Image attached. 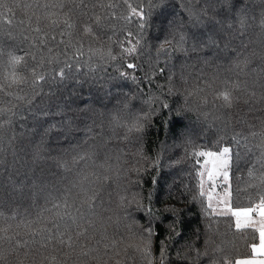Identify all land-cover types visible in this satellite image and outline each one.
Segmentation results:
<instances>
[{"label": "trees", "instance_id": "16d2710c", "mask_svg": "<svg viewBox=\"0 0 264 264\" xmlns=\"http://www.w3.org/2000/svg\"><path fill=\"white\" fill-rule=\"evenodd\" d=\"M25 2L27 0H3V5L13 10L14 16L8 14L10 18H13V24L7 25L6 21L0 23V42L17 50L19 54L27 50V41L21 42L23 36L19 35L21 32L24 36L28 35L26 31L28 22L23 8ZM113 2L120 4V7L114 10L116 16L125 15L123 0H113ZM131 2L134 5L142 3L145 6V12H151L147 17L148 24L145 28V39L140 54L138 56L133 54L127 61V63L139 65L133 70V74L138 77L137 80L119 77L117 68L112 62L103 65L99 70H90L83 66L89 59L87 48L89 46L99 48L100 41H106L107 36L112 35L106 27L97 32L99 39H85L82 67L78 68L74 62L70 61L71 67L65 69L70 73L69 77L63 80H50L44 88L45 93L38 95L30 106H25L21 110L15 125L16 131L22 133L15 142L16 158L14 159L11 154V148L6 156L0 154V160H6L0 163V199L11 198L13 206H18V211L23 213L25 221L33 220L41 207L48 208L52 203L51 201L46 202L42 193L34 195L33 186L43 187L56 193L63 192L65 188L78 181L77 173L83 167V165H70L66 171L62 167L58 168L56 162H50L47 166H43L42 172L38 173L36 169L30 171V165L25 163L31 154L29 145L40 138V133L49 125L55 124L46 138V146L51 153H59L70 145L83 142L85 135L94 136L101 131L100 128H95L91 133L84 132V128L89 123L86 117L87 108L90 105L107 107L126 90L135 91L147 97L149 92L158 87L166 89L169 75L176 72L179 63L185 59L182 54L173 53L167 65L163 58L160 59L159 66L155 68V76L150 70L151 61L156 58L159 41L164 39L172 24L187 20L186 14L180 7L182 0H164L163 4L160 0H131ZM192 2L195 3L198 0H192ZM260 3L261 0H232L231 10L221 13L225 18H233L235 12L243 6V10L249 17L244 32H238L231 43L227 58L212 59L205 64L202 59H198V55L211 57V50L205 49L199 54H188L187 59L190 62L195 63L197 59L199 61L191 77L199 91L188 95L176 93L175 90L171 93L165 91L162 100H166L171 108L164 109L159 103L153 104V109H159V111L153 112L150 124L138 134L137 139L113 137L107 140L103 149L97 150V164L107 155V163L114 165L118 170L113 171L112 179L107 182L106 192L113 194V202L108 204L106 196V207L113 209L116 207L115 192L118 185L139 179L145 195L149 188H156L154 197L156 208H160L161 201H163L182 210L183 223L179 226L181 235L178 239L169 242V258L174 264H209L212 259H215L218 264H225V258L235 264L236 259L251 256V245L259 242L258 230L250 226L236 229L234 219L218 217L215 214H201L200 203L192 200L195 194V180L188 175L191 163L198 157L181 159L179 163L174 162L183 157L184 149L179 145L188 138L198 146L208 147L219 136L231 141L234 134H240L248 136L250 144L255 145L259 138H253L250 134L253 131L264 134V115L261 114L264 111V73L261 72L264 69V28L260 24L264 11L260 9ZM149 4L154 7L149 9ZM101 14L107 15V10H103ZM139 19L135 15L131 16L129 27L134 34ZM22 20L23 25L20 24ZM73 21L77 22L75 16ZM108 23L119 26L124 22L110 17ZM186 27L189 32L197 36L202 34L206 38L213 34L218 25L209 19L196 24H188ZM9 32L13 33L11 37L7 35ZM58 33L59 29H57L56 40L60 41L62 38ZM117 36L123 39V34L117 33ZM77 38L78 33L74 30L72 39L75 41ZM63 39L67 40V37ZM48 47L53 48L54 54L57 52L60 54L61 62L64 60L63 53L66 50L64 44H57L55 47L49 44ZM119 51V47L113 43V54ZM235 52L247 54L249 60L247 66L243 64L239 67L234 66L232 61L235 59ZM97 61L98 58H93V62ZM28 63L29 66L32 65L30 58ZM170 64L176 65L172 72L169 71ZM47 67L50 70L54 65L49 64ZM119 70L127 71V64H122ZM7 71L6 66L0 68V77L5 76ZM56 71L58 73L59 69L57 68ZM146 73L148 78H145ZM214 77L216 79H213ZM173 79L176 77L173 76ZM218 81L219 84H217ZM224 81L231 82L228 85L229 88L232 84L236 85L232 89L235 103L229 108L214 101V91L225 87ZM205 97L207 103L204 102ZM0 98H2L0 102L3 103L10 100V97L3 92H0ZM177 109L180 110L179 113ZM69 115L74 117V123L70 129L65 127V120ZM3 135L4 133L0 131V137ZM231 147L234 153L238 152L241 156V159L233 165L231 202L239 208L253 207L264 199V162L258 159L259 150L256 147L244 150L243 140L240 141L239 147L234 142ZM141 148L148 160L141 159L138 152ZM73 154L69 152L63 158L70 161ZM157 154H160L161 164L159 168L153 170L150 165ZM139 168H145L147 171L138 175L136 169ZM250 168L253 169L252 175H249ZM89 170L102 171L100 169ZM153 178L158 181L155 186ZM169 193L171 196L168 195ZM169 219H171L170 216ZM8 223H11L8 234H18L20 239L30 240L32 228L37 227L36 224L26 227L19 219L12 222L0 221V227H5ZM186 241L193 243L194 248H189ZM217 247L221 251L216 252ZM197 249L201 253H207V255H202L199 261L195 260ZM178 252L181 253L182 258L177 257ZM154 253L157 256L159 254V238L154 244ZM51 255H55L57 260L62 259L58 252L48 249L42 253V256L37 255V264H40L43 257ZM9 259L14 260L13 257ZM105 259L108 260V264H115L116 260H122L123 264H140V257L133 250H128L127 253L121 250L118 255ZM25 264H31V256L26 259Z\"/></svg>", "mask_w": 264, "mask_h": 264}, {"label": "snow or ice", "instance_id": "6c2138e0", "mask_svg": "<svg viewBox=\"0 0 264 264\" xmlns=\"http://www.w3.org/2000/svg\"><path fill=\"white\" fill-rule=\"evenodd\" d=\"M160 2L163 4L164 0ZM123 5L126 10L125 15L117 17L114 10L120 7V4L113 0H107V2L104 0H95V2L94 0H27L23 3V8L28 22L26 29L28 35L24 36L23 32L19 34L23 36L21 42L27 41V50L19 54L17 50L0 42V68L6 66L8 69L5 77L20 84L27 79L22 75V71L31 68L33 94L36 89L42 91L50 80H63L69 77L70 73L65 69L71 67L70 61L74 62L76 67H82L85 39H99L97 32L107 27L112 32V35L107 36L108 44H101L99 48L89 46L87 48L89 59L83 66L90 70H99L103 65L112 62L117 68L119 77L137 80L138 77L133 74V70L139 65L127 63V61L133 54L137 56L140 54L145 39V28L148 24L147 17L151 12L146 13L142 3L134 5L131 0H123ZM153 7L152 4L148 5L149 9ZM180 7L186 14L187 20L172 24L164 39L159 41L156 58L151 61L150 65L153 76L156 74L155 68L159 66L160 59L163 58L167 65L173 53H180L187 59L189 53L199 54L209 49L212 51L211 57L198 55V59H202L205 64L212 59L219 60L221 56H228L230 45L236 34L244 32L249 20L243 8L237 10L233 18H225L221 15L225 10H231L232 0H198L195 3L192 0H182ZM103 10H107V15L101 14ZM8 14H13V10L5 7L3 0H0V23L6 21L7 25L13 24V18H10ZM133 15L140 18L135 34L129 27ZM74 16L77 22L73 21ZM110 17L123 20L124 23L119 26L109 24ZM209 19L218 25L212 35L204 38L202 34L197 36L187 30L186 25ZM20 24L23 25L24 21H20ZM260 24L264 28V15L261 17ZM57 29L62 38L60 41L56 40ZM74 30L78 33L75 41L72 39ZM117 33L123 34V39L117 36ZM7 35L11 37L13 33L9 32ZM64 37H67V40L63 39ZM113 43L120 49L116 54H113ZM49 44L54 47L57 44L65 45L66 50L63 53L62 62L59 59L60 54L58 52L54 54L53 48L48 47ZM29 58L32 61L31 66L28 63ZM93 58H98V61L93 62ZM232 62L235 67H239L241 64L247 66L249 60L247 54L235 52V59ZM124 63L127 64L128 70L121 72L119 68ZM49 64L54 65L50 70L47 67ZM145 78H148L147 73ZM171 80L170 75L169 81ZM223 83L225 87L214 91V101L229 108L235 103L232 89L236 85L232 84L229 88L228 85L231 82L224 81ZM172 91L170 83L169 93ZM0 92L3 90L0 89ZM5 95L10 97V100L19 101L20 105L0 103V131L4 133L0 137V154L6 156L11 148V154L15 159L17 155L15 142L22 135L16 131L15 125L21 114L20 106L30 98L24 97L22 89L19 88ZM155 99L158 98L149 97L146 102L154 104ZM32 102L27 103V106H30ZM204 102L207 103L206 97ZM159 104L161 108H171L166 100L161 99ZM154 111H159V109H153ZM177 112L179 113L180 110L177 109ZM143 119L144 117L136 115L131 123H125L124 126L129 132L142 133ZM73 123L74 117L67 116L65 127L70 129ZM54 127L55 124L49 125L40 133V138L29 145L33 159L43 155L46 138ZM91 132L92 126H89L87 133ZM250 135L253 138H259L255 145L250 144L248 136L240 134H234L231 141L219 136L208 147L198 146L190 138L185 139L179 145L183 147L184 155L174 163H179L181 159L198 157L191 163L188 172V175L195 180L193 202L200 203L202 215L215 214L218 217L234 219L236 229L250 226L258 230L259 243H253L251 249L254 253L264 256V199H261L255 208L252 206L239 208L231 202L233 165L241 159L240 153H234L231 144L234 142L239 147L240 141L243 140L245 151L256 147L259 150L258 159L264 162V134L253 131ZM92 138L93 136H88L85 139L83 142L85 147L79 144L70 146L71 153H74L70 161L64 159L63 156L56 160V166L66 171L70 165H83L77 173L78 181L60 193L33 186L34 195L42 193L46 202H52L48 208L41 207L33 220L25 221L23 213L18 211V206H13L11 198L0 199V221L12 222L19 219L26 227L31 224L37 225L31 230L30 240L20 239L18 234H8L11 223L0 227V233H3L0 235V264H25L29 256H31V264H37V255L42 256V253L48 249L58 252L62 259L57 260L55 255H51L43 257L40 264H108L105 258L118 255L121 250L125 253L133 250L139 255L140 264H174L169 258V242L178 239L181 235L179 226L183 223L182 210L163 201H161L162 206L156 208L154 206L156 188H149L145 195L139 179L118 185L115 192L116 207L114 209L106 207V196L108 204L113 202V194L106 192L107 182L112 179L113 171L118 170L114 165L107 163V155L97 164V148L95 145L88 144ZM106 144L107 141H105ZM138 152L141 159L148 160V157L143 155L142 148L138 149ZM4 162L6 160H0V163ZM160 164V154H157L150 166L156 170ZM89 169L102 171H90ZM136 171L139 175L147 169L139 168ZM252 173L253 169L250 168L249 175ZM218 182L223 187L220 192H217ZM157 183L156 178H153V185ZM168 195L171 196V193ZM257 211L261 212L258 219L254 218V213ZM157 238H159L158 256L154 253ZM186 243L189 248H194L193 243L187 241ZM215 251L219 252L221 249L217 247ZM202 255H207V253H201L197 249L195 260L199 261ZM9 257H13L14 260H10ZM177 257L182 258L181 253L178 252ZM115 264H123V261L116 260ZM209 264H218V262L212 259ZM225 264H232V262L225 258ZM235 264H264V259H237Z\"/></svg>", "mask_w": 264, "mask_h": 264}, {"label": "clouds", "instance_id": "9594fccd", "mask_svg": "<svg viewBox=\"0 0 264 264\" xmlns=\"http://www.w3.org/2000/svg\"><path fill=\"white\" fill-rule=\"evenodd\" d=\"M242 7L243 6H241L240 9ZM259 7L261 11H264V0H261ZM100 43L103 45H107L108 40L100 41ZM219 58H227V56H221ZM198 62V59L195 63L190 62L188 59H184L183 62L179 63V68L176 72H172V69L175 68L176 65L170 64L169 71L172 72V80L169 81L168 77V87L166 89L158 87L157 89L149 92L147 97L142 96L138 92L126 90L124 94L119 95L107 107H101L99 105H90L87 108L88 115L86 117L89 123L84 128V132L87 133V128L89 126H92V131L95 128H100L101 131L99 133H96L93 138L88 141V144L95 145L97 150H99L105 147V141L112 139L113 137L121 138L122 136L125 139H137L139 133H137L136 131H127L124 126L125 123H131L132 118L136 115H139L141 117H144V119L142 120V123L144 124L143 130L147 128V126L151 122L153 114V104H149L146 101L149 97H154L158 98L155 99L154 104H158L160 100L163 99L164 92H169L170 83L176 93L188 95L189 93H195L199 91V89L195 86L194 80L191 79L195 72L196 63ZM261 72L264 73V69H262ZM22 75L27 77V79L26 81L20 84L12 82L5 76L0 77V89L3 90L4 94L9 91L14 92L19 88L22 89V94L24 97L30 98L28 100H25L24 104L20 106L19 110L24 109V107L27 106V103L32 102L38 95L44 94V88L47 87L45 86L42 91L40 89H36L35 94H33V88L31 83V68H29L27 71H22ZM85 75L87 77V74ZM173 76H175L176 79H173ZM219 83L220 82L218 81L217 84ZM0 101H2V98H0ZM6 103L11 104L13 106L20 105V102L15 100H9ZM261 114L264 115V111H262ZM87 137L88 136L85 135L84 141ZM83 142L80 141L77 144H79L81 147H85ZM70 146L65 149H62L59 153H51L47 146H45V151L41 157L33 159L30 154L25 163L27 165H30V171L32 169H36L38 173L42 172L43 166H47L50 162L55 163L59 157L71 152Z\"/></svg>", "mask_w": 264, "mask_h": 264}, {"label": "crops", "instance_id": "0c3cea01", "mask_svg": "<svg viewBox=\"0 0 264 264\" xmlns=\"http://www.w3.org/2000/svg\"><path fill=\"white\" fill-rule=\"evenodd\" d=\"M259 240V239H258ZM259 243V242H258ZM257 243V244H258ZM252 255L251 256H249V257H242V258H238V259H244V258H254V259H257V260H260V259H264V256H261L259 253H254L253 251H252V253H251ZM237 260V259H236ZM235 260V261H236Z\"/></svg>", "mask_w": 264, "mask_h": 264}, {"label": "rangeland", "instance_id": "374dc122", "mask_svg": "<svg viewBox=\"0 0 264 264\" xmlns=\"http://www.w3.org/2000/svg\"><path fill=\"white\" fill-rule=\"evenodd\" d=\"M223 190V187L219 184V182H218V187H217V192H220V191H222ZM257 206V204H255L254 206H253V208H255ZM246 208V207H245ZM261 216V212L260 211H257V212H255L254 213V218H259Z\"/></svg>", "mask_w": 264, "mask_h": 264}]
</instances>
